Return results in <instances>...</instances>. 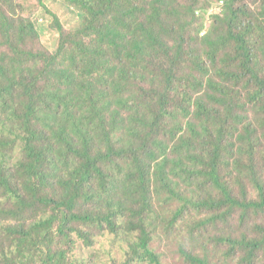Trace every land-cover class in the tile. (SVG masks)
Wrapping results in <instances>:
<instances>
[{
    "label": "trees",
    "instance_id": "trees-1",
    "mask_svg": "<svg viewBox=\"0 0 264 264\" xmlns=\"http://www.w3.org/2000/svg\"><path fill=\"white\" fill-rule=\"evenodd\" d=\"M25 1L0 0V264H75L92 229L126 236L121 264H163L156 234L192 211L190 236L209 234L222 259L183 238L185 262L264 264V224L210 230L237 208L264 212V0H219L211 23L178 0H64L82 25L48 11L54 53ZM244 176L255 198L234 196Z\"/></svg>",
    "mask_w": 264,
    "mask_h": 264
},
{
    "label": "rangeland",
    "instance_id": "rangeland-1",
    "mask_svg": "<svg viewBox=\"0 0 264 264\" xmlns=\"http://www.w3.org/2000/svg\"><path fill=\"white\" fill-rule=\"evenodd\" d=\"M179 3L186 7L196 9L199 18L206 17L207 14L215 12L213 9L218 4L219 0H178ZM240 4L253 6L251 0H238ZM45 7H42L35 0H26L22 2V8L19 14L23 18H27L34 22L36 28L41 36L42 46L41 49L50 50L54 53L58 47L60 37L56 28L53 27V17L48 14L51 11L57 15L60 23L63 25L67 32L75 31L82 25V15L77 13L72 7H70L64 0H43ZM47 9V10H46ZM207 23H211L206 17ZM198 45L196 41L192 43V46ZM36 50V47L33 46ZM189 70H185L182 73V78H187ZM203 81V80H202ZM185 91H188L191 99H195L197 94L191 89L192 84L181 82ZM200 96V95H199ZM182 96L179 95L177 101H181ZM182 102V101H181ZM192 106V104H190ZM256 162L259 174L256 177L260 178L264 186V143L258 145L256 148ZM250 176H244L241 179H234L231 181V188L236 198L252 199L256 197V193L253 189V183H250ZM177 202H171L169 208H174ZM241 212L237 208L234 214H231L224 220L216 222L213 227L210 228L211 232L215 234L226 235L231 231L234 236H240L243 233H247L254 229L256 225L264 224V212L261 215H256L250 212L246 220H241ZM193 218L187 223V228L180 230L165 231L160 229L156 234L152 246L153 249L161 256L163 264H190L185 262L182 253L178 251V245L180 240L185 238L186 242L188 238L190 244L186 245L189 248L197 251L198 253H205L213 251L221 258L218 249L214 246V241L210 239L209 234H201L200 236H190V231L193 226L195 218L202 215L201 212L195 213L192 211ZM92 233L96 234V241L88 246L85 243H81L78 240L72 250L71 257L75 264H121L125 259V250L128 248V242H126V236L120 233L119 237L103 235L99 230L92 229ZM182 233V235H181ZM222 259V258H221ZM137 264V263H134Z\"/></svg>",
    "mask_w": 264,
    "mask_h": 264
}]
</instances>
